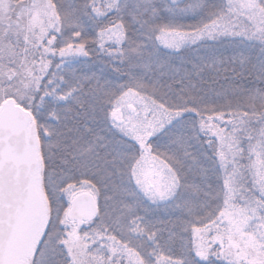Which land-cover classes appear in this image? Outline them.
<instances>
[{"label":"snow or ice","instance_id":"6c2138e0","mask_svg":"<svg viewBox=\"0 0 264 264\" xmlns=\"http://www.w3.org/2000/svg\"><path fill=\"white\" fill-rule=\"evenodd\" d=\"M0 264H264V0H0Z\"/></svg>","mask_w":264,"mask_h":264}]
</instances>
